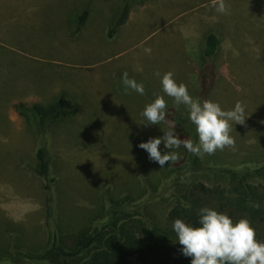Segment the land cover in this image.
<instances>
[{
    "label": "rangeland",
    "instance_id": "1",
    "mask_svg": "<svg viewBox=\"0 0 264 264\" xmlns=\"http://www.w3.org/2000/svg\"><path fill=\"white\" fill-rule=\"evenodd\" d=\"M178 1L127 0L134 19L143 16L135 23L141 26L119 28L109 40L123 0H0V253L17 236V245L39 252L46 237L44 181L31 169L34 131L15 106H49L65 97L76 110L52 130L58 220L62 231L76 232L98 209L103 186L123 189L136 171L158 165L138 145L174 127L145 125L141 113L163 96L166 109L189 116L163 92L161 79L172 72L196 99L203 40L214 28L222 43L210 101L224 111L241 101L246 117L244 125L230 122L235 149L222 153H264V0H224L228 14L218 13L213 0ZM85 8L87 23L75 33ZM124 72L143 84V95L131 89L125 94ZM160 150L167 151L163 144ZM172 151L181 157L180 148ZM169 208L162 202L153 207L160 219Z\"/></svg>",
    "mask_w": 264,
    "mask_h": 264
},
{
    "label": "trees",
    "instance_id": "2",
    "mask_svg": "<svg viewBox=\"0 0 264 264\" xmlns=\"http://www.w3.org/2000/svg\"><path fill=\"white\" fill-rule=\"evenodd\" d=\"M123 1L108 30L109 40L129 19L130 8L127 0ZM88 18L85 8L77 18L75 33L84 28ZM221 43L216 28L204 37L195 86L196 99L201 102L210 100L209 93L215 89ZM15 108L34 131L36 164L31 169L44 181L46 237L42 250L30 252L17 245V236L0 253V264H191V258L182 254L172 225L181 219L198 226V212L203 207L226 214L234 222L248 219L256 239L264 242V153L248 150L234 157L217 150L212 155L197 156L183 146L178 160L164 168L158 164L136 171L133 182L123 189L115 183L103 186L97 198L99 207L89 223L76 232L62 231L58 220L60 175L52 150V130L67 116H74L76 110L65 97L49 106L20 104ZM165 111L164 122L174 127L175 134L198 143L189 116L182 117L174 109ZM160 202L170 206L162 219L153 209Z\"/></svg>",
    "mask_w": 264,
    "mask_h": 264
},
{
    "label": "clouds",
    "instance_id": "3",
    "mask_svg": "<svg viewBox=\"0 0 264 264\" xmlns=\"http://www.w3.org/2000/svg\"><path fill=\"white\" fill-rule=\"evenodd\" d=\"M213 5L218 13L228 14L229 9L224 0H213ZM144 51L151 54L150 48H145ZM155 75L159 77L160 73ZM122 84L125 94H131L129 89L144 94L143 84L130 79L127 72L122 75ZM161 85L163 92L173 98L177 106L186 107L188 118L198 135V143L190 138L181 139L173 131L163 132L161 138H150L138 145L149 154L150 161L164 168L178 159L176 152L172 150L181 146L197 156L212 155L226 147L235 149V140L230 135V122H235L236 125L246 123L243 102L237 101L234 108L228 111L222 110L218 103L210 100L201 102L189 94L185 84L175 81L172 72L162 76ZM165 110L164 97L157 96L141 113L147 121L145 125L164 122ZM161 144L167 150L163 154L160 150ZM259 206L255 205L257 208ZM198 217V226L181 219L174 220L172 225L182 254L191 258V264H264V242L256 239V231L248 219L242 218L234 222L228 215L208 207L199 209Z\"/></svg>",
    "mask_w": 264,
    "mask_h": 264
},
{
    "label": "crops",
    "instance_id": "4",
    "mask_svg": "<svg viewBox=\"0 0 264 264\" xmlns=\"http://www.w3.org/2000/svg\"><path fill=\"white\" fill-rule=\"evenodd\" d=\"M173 1V4H175V3H181V2H179L178 0H171V2ZM138 21L139 22H141V21H143V16L141 15V16H139V17H137V19H134V17H133V15L132 14H130V16H129V19H128V21L123 25V26H121V27H119V28H126L127 26H129L130 24H134V26H136V27H140L141 25H135V23H138ZM76 26H77V24H76ZM119 28H118V30H119ZM118 30H117V32H118ZM117 34V33H116ZM116 36V35H115Z\"/></svg>",
    "mask_w": 264,
    "mask_h": 264
}]
</instances>
